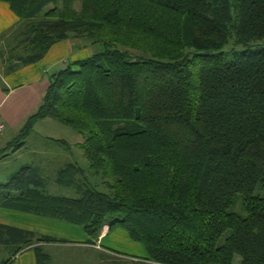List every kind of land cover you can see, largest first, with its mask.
I'll use <instances>...</instances> for the list:
<instances>
[{"label": "trees", "instance_id": "trees-1", "mask_svg": "<svg viewBox=\"0 0 264 264\" xmlns=\"http://www.w3.org/2000/svg\"><path fill=\"white\" fill-rule=\"evenodd\" d=\"M0 2L17 19L0 37L6 74L62 41L95 48L46 77L12 142L45 119L72 128L87 167L67 164L56 184L74 197L47 193L27 165L0 184V209L81 227L86 245L121 229L146 254L102 247L118 264H264V0ZM53 244L0 224V245L37 264Z\"/></svg>", "mask_w": 264, "mask_h": 264}, {"label": "rangeland", "instance_id": "rangeland-1", "mask_svg": "<svg viewBox=\"0 0 264 264\" xmlns=\"http://www.w3.org/2000/svg\"><path fill=\"white\" fill-rule=\"evenodd\" d=\"M74 7L79 10V3H75ZM12 27L14 26L4 29L0 33V37L3 35L6 40L10 41ZM82 45L84 43H81L80 47ZM87 48L91 54L95 51V48L92 46L88 45ZM1 49L7 50L6 44L2 43L0 51ZM225 55L226 57L229 56L228 49L225 50ZM12 140L13 137L8 136L7 140L5 139L3 143L4 147H6V143L12 142ZM56 141L67 142L71 148L66 149ZM80 143H82L81 137L72 128L53 119L40 121L25 140V146L22 151H18L14 155L15 147L2 151L0 154V181L5 183L13 173L17 172L24 165H33L41 170L47 193L56 196L74 197L73 191L64 190L56 184V175L59 170L70 163H76L83 169L87 167L83 151L79 147ZM4 153H7L10 157L9 159L6 157L7 160L5 161H3ZM6 211L10 212L9 216L12 218L10 221L18 227L32 229L37 235L52 236L64 241V244L44 246V252L50 256L51 260L48 264H118L120 261H128L127 259L116 258L110 255L104 258L101 257L102 259L100 260L98 254L90 251L92 249L85 247L84 244H81L88 240L87 235L81 227L33 214ZM104 232H107L106 228ZM101 245L109 250L132 257H143L146 254L143 245L131 240L129 235L121 229H116L106 234L103 237ZM11 249L8 246L0 245V264H5L16 252L15 249H12L10 252Z\"/></svg>", "mask_w": 264, "mask_h": 264}, {"label": "crops", "instance_id": "crops-1", "mask_svg": "<svg viewBox=\"0 0 264 264\" xmlns=\"http://www.w3.org/2000/svg\"><path fill=\"white\" fill-rule=\"evenodd\" d=\"M16 22L17 19L10 11L8 5L0 2V33L4 29L13 26ZM80 44L78 41H62L57 43L50 49L42 61L22 67L10 74H6L4 72L5 66L0 64V121L6 125V131L0 137V154L4 149L12 147L14 138L18 135L27 118L35 113L40 106L47 88L46 77L62 70L65 67V63L70 60L82 59L91 55L88 48L80 47ZM8 136H12L13 140L6 143V147H4L3 143L5 139L7 140ZM22 150L23 148L14 151L13 155ZM6 157L7 159L10 158L6 153L3 161L7 160ZM0 184H3V182L0 181ZM9 215L10 212L0 209V224L20 228L10 221L12 218ZM24 230L34 232L32 229ZM106 234L107 232H103L95 245H86L87 240L81 244L92 249L90 251L98 254L101 260L102 252L106 251L108 254H111V251L103 249L101 245L103 237ZM11 248L15 249L13 246ZM8 260H11L9 264H37L36 255L30 248H26L16 255L14 253Z\"/></svg>", "mask_w": 264, "mask_h": 264}, {"label": "built area", "instance_id": "built-area-1", "mask_svg": "<svg viewBox=\"0 0 264 264\" xmlns=\"http://www.w3.org/2000/svg\"><path fill=\"white\" fill-rule=\"evenodd\" d=\"M5 131H6V125L0 121V137ZM105 228L107 229V227H105Z\"/></svg>", "mask_w": 264, "mask_h": 264}]
</instances>
